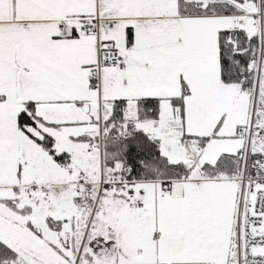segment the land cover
Instances as JSON below:
<instances>
[{
    "label": "snow or ice",
    "instance_id": "6c2138e0",
    "mask_svg": "<svg viewBox=\"0 0 264 264\" xmlns=\"http://www.w3.org/2000/svg\"><path fill=\"white\" fill-rule=\"evenodd\" d=\"M0 264H264V0H0Z\"/></svg>",
    "mask_w": 264,
    "mask_h": 264
}]
</instances>
